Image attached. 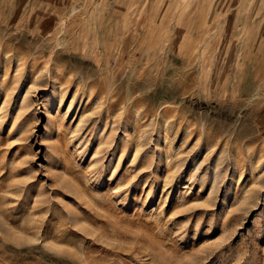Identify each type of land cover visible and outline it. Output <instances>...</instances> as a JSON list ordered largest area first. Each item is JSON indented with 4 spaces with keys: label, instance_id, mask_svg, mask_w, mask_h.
<instances>
[{
    "label": "rangeland",
    "instance_id": "1",
    "mask_svg": "<svg viewBox=\"0 0 264 264\" xmlns=\"http://www.w3.org/2000/svg\"><path fill=\"white\" fill-rule=\"evenodd\" d=\"M0 264H264V0H0Z\"/></svg>",
    "mask_w": 264,
    "mask_h": 264
}]
</instances>
